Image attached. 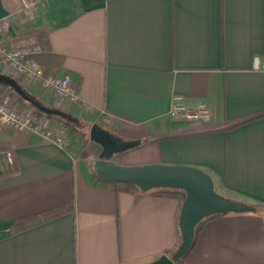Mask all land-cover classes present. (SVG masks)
<instances>
[{
    "label": "crops",
    "instance_id": "0c3cea01",
    "mask_svg": "<svg viewBox=\"0 0 264 264\" xmlns=\"http://www.w3.org/2000/svg\"><path fill=\"white\" fill-rule=\"evenodd\" d=\"M3 18L0 45L40 44L27 62L68 75L79 99L57 98L0 58L1 74L76 130L63 146L0 122V264H145L175 251L181 192L98 179L95 124L139 141L114 163L196 167L217 193L254 207L205 217L178 264H264V70L253 66L264 55V0H38L34 15L0 0ZM0 91L44 126L68 128ZM175 97L206 103L210 119H172Z\"/></svg>",
    "mask_w": 264,
    "mask_h": 264
},
{
    "label": "water",
    "instance_id": "95a60500",
    "mask_svg": "<svg viewBox=\"0 0 264 264\" xmlns=\"http://www.w3.org/2000/svg\"><path fill=\"white\" fill-rule=\"evenodd\" d=\"M0 84L11 87L22 99L45 114H56L67 121L73 117L57 109L42 105L31 98L15 79L0 73ZM90 139L100 146L93 161V170L98 179L105 182H122L137 186L141 191L156 188L183 190L185 197L178 215L181 241L171 255L162 254L145 264H178L180 258L193 244L197 225L207 216L217 213L246 212L254 207L217 193L209 175L196 167L167 164L118 165L111 157L120 151L137 145L139 141H124L99 125L89 129Z\"/></svg>",
    "mask_w": 264,
    "mask_h": 264
},
{
    "label": "built area",
    "instance_id": "2783aa9c",
    "mask_svg": "<svg viewBox=\"0 0 264 264\" xmlns=\"http://www.w3.org/2000/svg\"><path fill=\"white\" fill-rule=\"evenodd\" d=\"M22 8L29 15H34L38 10V0H20ZM9 29V21L6 18L0 19V33ZM42 52L40 44L22 46L18 48H6L0 45V58L3 63L15 74L23 76L28 82H39L49 89L54 95L62 100L76 102L79 99L74 84L68 75H58L46 73L42 67L34 66L27 62L31 55ZM254 68L264 70V55H255L253 58ZM179 97H175L168 114L174 120L197 122L208 121L211 117V108L203 102L188 105L178 102ZM0 122L5 126H10L18 131L32 130L40 133L46 139L52 140L60 145L66 146L68 143V133H57L52 127H46L36 119L33 114L17 108L12 102L7 100L6 93L0 91ZM4 155L9 164H13L11 151H5Z\"/></svg>",
    "mask_w": 264,
    "mask_h": 264
},
{
    "label": "trees",
    "instance_id": "16d2710c",
    "mask_svg": "<svg viewBox=\"0 0 264 264\" xmlns=\"http://www.w3.org/2000/svg\"><path fill=\"white\" fill-rule=\"evenodd\" d=\"M18 98H19L21 101L26 102V101H24L21 97L18 96ZM27 103H28V102H27ZM29 104H30V103H29ZM30 105H32V104H30ZM33 107L35 108V112H36V113L44 114V113H42L40 110H38L34 105H33ZM46 115L51 116V114H46ZM60 120L62 121V123H63V125H64L65 127H68V128H69V133H70V132H74V131H76V130L72 127V126L74 125V123H72V122H70V121H67V120L64 119V118H61ZM83 136H84V134H83ZM92 144L98 148V146H97L96 143L92 142ZM99 151H100L99 149H98V150L96 149V150H94V153H95V154H98ZM101 181H102V180H101ZM124 184L139 189L137 186L130 185V184H127V183H124ZM156 189H157V190H165V189H170V188H156ZM139 190H140V189H139ZM171 190H176V191L181 192V194H182V196H181V201L184 199V197H185V193H184L183 190L172 189V188H171ZM198 225H199V224H198ZM198 225H197V227H196L195 232L197 231V229H198V227H199Z\"/></svg>",
    "mask_w": 264,
    "mask_h": 264
},
{
    "label": "rangeland",
    "instance_id": "374dc122",
    "mask_svg": "<svg viewBox=\"0 0 264 264\" xmlns=\"http://www.w3.org/2000/svg\"><path fill=\"white\" fill-rule=\"evenodd\" d=\"M34 109H35V108H34ZM34 111H35V110H34ZM28 112H29V111H28ZM29 113H30V112H29ZM30 114H32V113H30ZM81 125H82V124H78V125H75V127L80 128ZM56 127H57V126H56ZM52 128H53V127H52ZM53 129H55V128H53ZM56 132H57V133H60V134L63 133V132H64V133H68V137H67L68 142H69V141L71 140V138H72V137L69 136L70 133H69V129H68V128H64V129L57 128V129H56ZM79 132H80V131H79ZM83 138H84V137H83ZM82 141H83V140H82ZM97 155H98V154H96V156H97ZM121 183H122V182H121Z\"/></svg>",
    "mask_w": 264,
    "mask_h": 264
}]
</instances>
